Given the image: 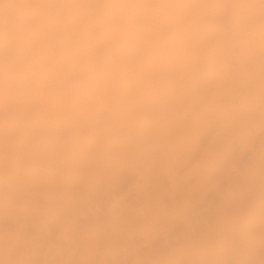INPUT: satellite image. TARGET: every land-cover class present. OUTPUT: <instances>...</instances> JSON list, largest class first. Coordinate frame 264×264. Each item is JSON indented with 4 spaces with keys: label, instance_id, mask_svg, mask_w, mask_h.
<instances>
[{
    "label": "clouds",
    "instance_id": "9594fccd",
    "mask_svg": "<svg viewBox=\"0 0 264 264\" xmlns=\"http://www.w3.org/2000/svg\"><path fill=\"white\" fill-rule=\"evenodd\" d=\"M0 264H264V0H0Z\"/></svg>",
    "mask_w": 264,
    "mask_h": 264
}]
</instances>
